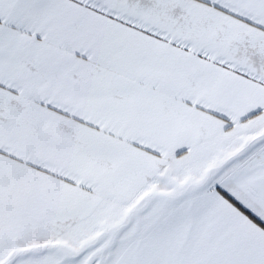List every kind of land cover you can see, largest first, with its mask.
<instances>
[{
    "label": "snow or ice",
    "instance_id": "obj_1",
    "mask_svg": "<svg viewBox=\"0 0 264 264\" xmlns=\"http://www.w3.org/2000/svg\"><path fill=\"white\" fill-rule=\"evenodd\" d=\"M0 264H264V0H0Z\"/></svg>",
    "mask_w": 264,
    "mask_h": 264
}]
</instances>
